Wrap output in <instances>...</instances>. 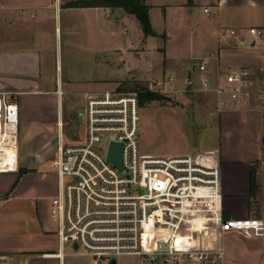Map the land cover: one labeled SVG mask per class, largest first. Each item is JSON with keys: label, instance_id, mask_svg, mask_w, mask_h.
<instances>
[{"label": "crops", "instance_id": "crops-1", "mask_svg": "<svg viewBox=\"0 0 264 264\" xmlns=\"http://www.w3.org/2000/svg\"><path fill=\"white\" fill-rule=\"evenodd\" d=\"M71 1L76 0H0V91L8 92L18 106V169L23 171L0 173V264H65L66 256L76 253L71 244L66 251L65 244L62 259L50 255L58 250L56 222L49 214L50 199L57 192L52 163L56 146L79 143L84 134V109L67 99L81 91L72 87L70 63L63 79L61 60H119L121 54L122 60L138 63L136 80L155 79L167 87V72L171 80L176 70L166 61V41L172 38L166 36L167 29L187 18L191 30L206 41V49L197 54L200 60L191 64L193 72L206 61L202 75L212 82L234 67L249 68L257 80L258 69L264 67V38L248 32L250 27L264 29V0H144L155 32L146 37L134 15L120 8L65 5ZM194 6L201 8L207 22L192 20ZM169 9L177 10L178 21ZM127 21L136 33L121 43L118 34L128 33ZM225 28L236 35H223ZM160 42L164 51L159 57ZM109 89H85L82 95L85 99ZM174 90L182 92L167 91ZM251 92L244 107L220 112L213 110L214 93L202 92L210 101L197 105L204 115L197 116L206 121L209 137L201 151L213 150L217 157L222 216L264 221V108L255 87ZM228 237L225 232L221 238L224 264H264V237L237 232Z\"/></svg>", "mask_w": 264, "mask_h": 264}, {"label": "built area", "instance_id": "built-area-1", "mask_svg": "<svg viewBox=\"0 0 264 264\" xmlns=\"http://www.w3.org/2000/svg\"><path fill=\"white\" fill-rule=\"evenodd\" d=\"M203 11L210 15L208 8ZM248 32L264 38V29ZM222 34L236 31L225 28ZM197 69L206 72L207 62ZM257 73L255 80L249 68L234 67L215 82L202 75L200 91L214 93L213 110L220 112L247 105L255 87L264 108V67ZM81 117L82 140L58 142L52 162L57 192L49 214L56 222L58 250L50 255L62 259L63 247L71 244L95 264L121 255L140 256L141 264H224L225 232L264 237L263 219L222 216L213 150L174 156L140 151L136 93H89ZM18 119L16 101L0 91V173L18 170ZM112 141L122 144L120 170L107 159Z\"/></svg>", "mask_w": 264, "mask_h": 264}, {"label": "rangeland", "instance_id": "rangeland-1", "mask_svg": "<svg viewBox=\"0 0 264 264\" xmlns=\"http://www.w3.org/2000/svg\"><path fill=\"white\" fill-rule=\"evenodd\" d=\"M169 10L170 15L175 16V19L171 18L178 21L180 17L176 16L177 10ZM193 15V21L197 19L201 24L207 22V19L203 17L201 8L194 6ZM183 22L182 20L181 22L178 21L181 24L173 22V29H167L169 32L166 33V36L172 35L170 41H166V61L167 64L169 63L176 69L171 80L168 78L167 72L165 79L167 87L155 79L136 80L134 78L135 67L138 63L135 60H122L124 56L119 53V60H69V62L68 60H61L63 79L65 80L67 77L68 63H70L71 78H75L72 87L81 91V93L77 92L75 97L68 94L67 99L75 107L79 105L83 110L85 109L86 98L84 99L82 93L85 89L110 88L109 91L136 93L138 96L135 88L145 87L155 92L168 94L173 98L172 102L153 100L145 103L143 107H139L140 151L151 155L174 156L189 153L191 147H196L198 151L204 150L202 147L209 137L206 135V121L197 116V114H203L197 112V105L210 101V98L200 91L193 90V88L201 86L200 74L202 75V73L193 72L191 64L200 60L197 54L206 49V41L197 36L196 30H191L190 19L186 18ZM124 27L129 31L125 34H118L121 43L125 40L129 41L130 36H134L136 33L134 28L130 26V21L125 22ZM159 44L160 47L163 46L161 42ZM157 51H159L156 53L160 57L164 51V46ZM185 77L191 79L194 87L191 84H186ZM168 87L182 89L183 94L179 96L172 92H165L164 90H168ZM43 189L46 192V188ZM31 206L30 203L32 212ZM230 234L233 232H227V239ZM71 248L70 244H67L66 251L70 252ZM80 252L81 250L79 253L67 255L65 264H95L93 257ZM115 259V263L106 262L107 264H141V257L136 255H121Z\"/></svg>", "mask_w": 264, "mask_h": 264}, {"label": "trees", "instance_id": "trees-1", "mask_svg": "<svg viewBox=\"0 0 264 264\" xmlns=\"http://www.w3.org/2000/svg\"><path fill=\"white\" fill-rule=\"evenodd\" d=\"M66 6L71 7H94L102 6L109 8H120L128 14L134 15L139 22L143 35H154L155 32L151 26L149 19V6L145 4L144 0H76L67 2ZM138 93L139 107H143L145 103L153 101L155 91H152L145 87L135 88ZM264 144V139H263ZM23 173L20 170L19 174ZM252 190L255 189V169L252 171L251 176Z\"/></svg>", "mask_w": 264, "mask_h": 264}, {"label": "water", "instance_id": "water-1", "mask_svg": "<svg viewBox=\"0 0 264 264\" xmlns=\"http://www.w3.org/2000/svg\"><path fill=\"white\" fill-rule=\"evenodd\" d=\"M187 84H190L191 81H186ZM154 101L161 102V101H168L172 102L173 98L165 93L162 92H155L154 94ZM121 150H122V144L117 142H110L108 152H107V159L113 163L119 170L122 169L121 165ZM195 151V149L193 150ZM115 259L111 260V263H115Z\"/></svg>", "mask_w": 264, "mask_h": 264}]
</instances>
